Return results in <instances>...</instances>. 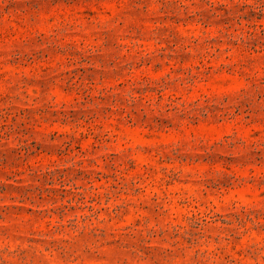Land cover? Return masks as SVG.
Returning a JSON list of instances; mask_svg holds the SVG:
<instances>
[{"label": "rangeland", "instance_id": "374dc122", "mask_svg": "<svg viewBox=\"0 0 264 264\" xmlns=\"http://www.w3.org/2000/svg\"><path fill=\"white\" fill-rule=\"evenodd\" d=\"M0 264H264V0H0Z\"/></svg>", "mask_w": 264, "mask_h": 264}]
</instances>
